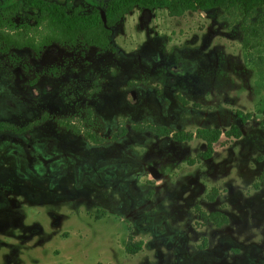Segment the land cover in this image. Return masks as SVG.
Instances as JSON below:
<instances>
[{
	"label": "rangeland",
	"instance_id": "374dc122",
	"mask_svg": "<svg viewBox=\"0 0 264 264\" xmlns=\"http://www.w3.org/2000/svg\"><path fill=\"white\" fill-rule=\"evenodd\" d=\"M190 1L182 19L124 16L111 45L122 56L78 44L57 56L18 54L13 67L2 58L0 264H264V7L245 16L238 4ZM162 39L166 64L175 48L201 58L183 88L140 59ZM109 87L141 98L124 104ZM87 109L100 145L58 122L80 127ZM231 126L240 136L222 137L206 161L205 142L177 137ZM196 205L228 222L203 224ZM129 236L142 243L133 256Z\"/></svg>",
	"mask_w": 264,
	"mask_h": 264
},
{
	"label": "flooded vegetation",
	"instance_id": "af4514ba",
	"mask_svg": "<svg viewBox=\"0 0 264 264\" xmlns=\"http://www.w3.org/2000/svg\"><path fill=\"white\" fill-rule=\"evenodd\" d=\"M132 1L133 0H0V61L4 58L8 65L13 67L14 65L12 62L14 60L12 57L18 54L31 57H42L45 54L57 56L64 51L65 47H74L78 44H83L90 50L98 48L88 43L82 33H77L72 27H69L70 24L75 25L81 23L85 26L86 31H90L95 35V29L98 27L99 23L102 22L105 28L104 30L111 32L110 42L112 45L117 24H119L124 16L132 10L143 11V13L150 12V15H155L159 10H165L170 19H182L186 15L193 13L194 7L192 1L185 0L183 4L185 6L189 4L191 9H185L181 16H175L169 14L168 6L177 5V0L163 2L147 0L144 3L136 2L132 9L124 15L114 27H107L109 20H111L114 15L116 16L118 14L114 11V8L117 6L119 8H127L131 5ZM67 31H69V38L66 36ZM72 40H74V42H69ZM165 46L166 41L164 39L160 40L157 51L150 52L146 57H141L140 59H142V62L146 65H149L148 59L161 64L162 71L174 74V76L169 78L172 87L180 84V87L183 88L185 86V79L183 80V78L194 75L200 64L201 58L196 55L194 50L192 51L193 56H190V51L188 49H183V51L180 52L175 48L172 50V59L174 62L166 64L162 53ZM110 47L103 51H113L118 56L125 54L121 48ZM31 66H33V63ZM1 68L0 64V75ZM121 81L124 82V79L122 78ZM181 81H183V83H180ZM109 88L105 90V94L113 98L119 97L118 100L123 101L124 104H126L125 101L127 97H132L134 99L136 95H139L141 98V93H136L132 89L125 90V88H123L121 90H113ZM141 102L140 99V103ZM112 103L115 102L109 103L108 107H111L113 105ZM168 109L169 108L163 112L166 119L171 118V114H173L171 112H166ZM89 110L90 109H87L85 111V118L82 120L89 119L87 114ZM7 130L13 132L12 128H7L3 131ZM0 131L2 130L0 129ZM136 131L147 132V130L142 129ZM106 162L109 161L103 163Z\"/></svg>",
	"mask_w": 264,
	"mask_h": 264
},
{
	"label": "trees",
	"instance_id": "16d2710c",
	"mask_svg": "<svg viewBox=\"0 0 264 264\" xmlns=\"http://www.w3.org/2000/svg\"><path fill=\"white\" fill-rule=\"evenodd\" d=\"M145 1L147 0H133L131 2V5L127 8L126 7L119 8L118 6L115 7L114 11L117 12L118 14L116 16L114 15L113 18L109 20V22L107 23V27H110V28L114 27L118 23V21H120V19L132 9V7L135 5L136 2L144 3ZM156 1L163 2V1H174V0H156ZM177 1H178L177 5L168 6L169 14L175 15V16H181L184 13L185 9L186 10L191 9V6L189 4L187 6L183 4L185 0H177ZM208 2L217 3L219 5H231L232 7L238 4L242 8V11L245 16H249L250 12L254 8L264 7V0H200L199 3H201V5H205ZM69 27H72L77 33L79 32L82 33V35L84 36V38L86 39L88 43L95 45V47H98L101 50H106L111 45V42H110L111 32L104 30L105 28L102 22H100L98 27L95 29V35L91 33L90 31H86L85 26L81 23H78L75 25L70 24ZM66 36L69 38V31H67ZM69 42H74V40L69 41ZM87 114L89 116V121H85L86 119L82 120V122H80V127L74 126V124H72L70 121L58 120V122L60 125L65 126L70 131H73L75 134L83 135L90 142H93L95 144H100L102 140L99 139L90 129L91 128L90 120H92L91 110H89ZM40 122L42 121L40 120L36 121L35 125H37ZM261 125L264 126V120L261 123ZM5 126L7 128L14 129V127L11 125H5ZM5 126L3 128H6ZM134 129L147 130L159 136L168 135L167 131L162 132L159 128L152 127V126H145V127L134 126ZM16 131L18 133H23V132H26L27 130H25V128H19V129H16ZM239 135H240V131L238 130V128L236 126H231L225 132H221V130H218V129L212 130V129L202 128V129H197L194 134L193 133H189L187 135L180 134L177 137L183 141H192L194 138H197L205 142V150L199 155V157L200 159L206 161V160H209L213 156L214 150H215V144L219 143L222 137H224L228 142H230L231 139L237 138L239 137ZM117 136H122L119 131H117L111 139L115 140ZM223 143H227V142L224 141ZM210 193H211V196H207V199L212 202L214 200V196L217 194V189L213 188L210 191ZM194 213L197 215V218H199L203 224L211 222L220 227L221 225H224L228 222V219L224 214L220 212L208 214L202 211L201 208L197 205L194 208ZM202 223H199V226H202ZM141 248H142V243L135 242L133 236H129V238L127 239V245L125 247V252L128 255L133 256L137 254L139 251H141Z\"/></svg>",
	"mask_w": 264,
	"mask_h": 264
},
{
	"label": "water",
	"instance_id": "95a60500",
	"mask_svg": "<svg viewBox=\"0 0 264 264\" xmlns=\"http://www.w3.org/2000/svg\"><path fill=\"white\" fill-rule=\"evenodd\" d=\"M103 20H104V18H103ZM104 21H105V20H104ZM150 173H151V175L153 176V178H159V176H160V174L158 173V171L155 170V169H151V170H150Z\"/></svg>",
	"mask_w": 264,
	"mask_h": 264
}]
</instances>
